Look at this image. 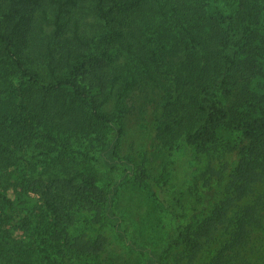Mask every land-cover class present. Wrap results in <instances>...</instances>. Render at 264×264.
<instances>
[{"label": "trees", "instance_id": "trees-1", "mask_svg": "<svg viewBox=\"0 0 264 264\" xmlns=\"http://www.w3.org/2000/svg\"><path fill=\"white\" fill-rule=\"evenodd\" d=\"M148 110L158 137L223 146L237 195L193 223L213 190L143 167L136 179L177 225L162 250L126 238L131 248L147 264H244L251 231L248 257L264 261L255 203L231 216L264 181V0H0V264H105L106 238L70 226L90 208L125 239L120 181L101 182L100 168L133 170L117 147Z\"/></svg>", "mask_w": 264, "mask_h": 264}, {"label": "rangeland", "instance_id": "rangeland-1", "mask_svg": "<svg viewBox=\"0 0 264 264\" xmlns=\"http://www.w3.org/2000/svg\"><path fill=\"white\" fill-rule=\"evenodd\" d=\"M138 95L139 92L135 91L132 99L136 100ZM152 118L150 110L146 118H134L129 122L121 141L119 139L118 156L131 159L135 163L133 170L127 163L120 162L114 168L107 165L100 168L101 182L112 185L120 181L114 207L116 213L121 216L120 225L126 232L125 239L113 221L99 218L90 208H80L74 223L70 226V233L74 236H80L86 240L106 238L107 246L103 254L106 258L105 264H147L148 252H139L131 248L126 238L147 246L151 250H162L168 243L169 233L177 225L176 215L156 198L150 183L147 180L139 182L136 179L143 167L155 179H166L171 175L178 176L179 179L174 182V186L181 183V179L187 174L186 180L199 189L213 190L211 207L206 212L197 213L193 223L206 216L208 211L210 212L229 194L235 198L237 195L231 182L234 176L230 173L234 158L231 159L223 146L209 145L207 149H199L183 140L158 137ZM33 195L37 196L34 193ZM263 196L264 181L251 183L243 197L235 200L238 204L231 208L232 215H230L237 217V210L241 209L242 205L255 203L256 215L262 214L264 224ZM16 233L24 235V231L19 228ZM261 233L260 230L257 232L259 238ZM254 241L255 235L250 231L248 247L243 252L247 256L244 264H264L261 258L252 260L248 257ZM178 250H181V239L167 252L164 251L165 259L169 261Z\"/></svg>", "mask_w": 264, "mask_h": 264}]
</instances>
